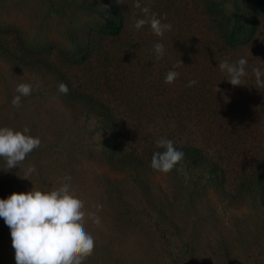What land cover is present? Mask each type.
Masks as SVG:
<instances>
[{"label": "rangeland", "instance_id": "374dc122", "mask_svg": "<svg viewBox=\"0 0 264 264\" xmlns=\"http://www.w3.org/2000/svg\"><path fill=\"white\" fill-rule=\"evenodd\" d=\"M213 1L232 17L246 4L256 36L227 44ZM135 2L0 0V127H28L42 142L20 168L0 159V199L70 183L100 218L86 221L95 247L85 264H264V197L254 180L264 171V89L252 73L264 72V0H139L172 25L163 38L134 29L143 18ZM158 42L166 49L159 60ZM242 57L248 76L233 87L219 62ZM173 65L180 77L166 84ZM191 80L197 85L187 87ZM20 83L33 91L15 108ZM161 138L200 148L207 160L154 171ZM29 166L36 171L21 178ZM0 264H16L3 218Z\"/></svg>", "mask_w": 264, "mask_h": 264}, {"label": "clouds", "instance_id": "9594fccd", "mask_svg": "<svg viewBox=\"0 0 264 264\" xmlns=\"http://www.w3.org/2000/svg\"><path fill=\"white\" fill-rule=\"evenodd\" d=\"M116 3L123 5L124 0H116ZM133 6L143 14V18H134L133 26L136 31L149 26L151 33L160 38L172 31V25L163 23L151 12L150 7H142L139 0ZM102 7L107 9V6ZM153 50L158 60L166 52L164 44L160 42L154 44ZM247 64V59L242 57L234 63L222 60L218 68L226 74L227 81L237 87L245 83L244 78L248 76ZM175 68L176 65H173V70L167 72L164 81L166 84H173L179 79L180 73ZM252 73L256 88L264 89V72L260 67H254ZM197 83L198 81L191 80L187 87H194ZM15 91L18 94L11 104L19 108L22 107V97L32 94L33 85L20 83ZM58 91L67 95L69 89L66 84L60 83ZM216 92H221L219 87ZM29 133L28 127L22 131L0 127V159L5 162L7 169L20 168L26 157L41 146V139ZM156 147L163 151L152 155L150 167L154 171L168 174L182 164L185 154L176 148L171 139L157 140ZM35 171V166H29L21 178L29 180L28 177ZM65 180L70 181L71 177H66ZM0 218L10 228L16 264H85L95 247L94 237L86 230V221L90 218L95 224H100V218L85 209V202L75 195L70 183H63L51 191H38L34 188L26 193H13L7 199H0Z\"/></svg>", "mask_w": 264, "mask_h": 264}, {"label": "trees", "instance_id": "16d2710c", "mask_svg": "<svg viewBox=\"0 0 264 264\" xmlns=\"http://www.w3.org/2000/svg\"><path fill=\"white\" fill-rule=\"evenodd\" d=\"M256 1L259 2L260 0ZM209 10L221 17V37L227 44L243 45L250 42L256 36L259 22L257 19L247 16L246 4L243 6H238L237 12L233 17L222 13L214 1L210 2ZM254 10H256V8ZM112 22L114 24L116 23V21ZM114 32L116 31H112V33ZM101 107L103 110L102 117L109 122L112 136L115 139H119L121 134L120 125L112 116V113L110 109L107 108V106L101 103ZM176 148L184 152V160L188 162L189 166H198L207 160V155H205V153L200 148L183 146H176ZM160 151H163V149ZM179 166L180 165L177 167ZM217 169L220 168L218 167ZM217 169H211V173L215 174ZM254 180L256 184L260 186L262 196L264 197V171L258 172L254 177Z\"/></svg>", "mask_w": 264, "mask_h": 264}]
</instances>
